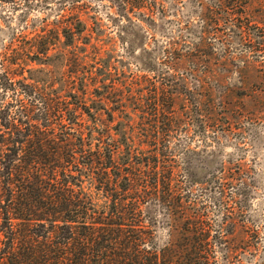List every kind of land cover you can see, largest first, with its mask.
<instances>
[{
    "label": "trees",
    "instance_id": "obj_1",
    "mask_svg": "<svg viewBox=\"0 0 264 264\" xmlns=\"http://www.w3.org/2000/svg\"><path fill=\"white\" fill-rule=\"evenodd\" d=\"M167 4L199 8L202 33L216 34L221 68L232 64V44L246 47L247 58L264 53V0ZM129 27L141 30L131 20L123 25L126 55L149 70ZM84 30L81 21L55 24L0 47V264H219V254L225 264L240 261L257 246L237 224L248 193L238 181L248 170L195 169L192 155L217 150H195L186 144L191 137L182 143L172 133L195 122L218 146L233 132L234 91L209 87L207 73L194 67L213 66L206 36L189 48L209 49L204 58L183 51L180 39L168 43L169 71H197L168 77L147 97L145 77L117 69ZM261 105L252 114L264 116Z\"/></svg>",
    "mask_w": 264,
    "mask_h": 264
},
{
    "label": "rangeland",
    "instance_id": "obj_2",
    "mask_svg": "<svg viewBox=\"0 0 264 264\" xmlns=\"http://www.w3.org/2000/svg\"><path fill=\"white\" fill-rule=\"evenodd\" d=\"M174 0H0V47L12 35L30 33L41 27L52 28L53 25H71L81 21L84 33L91 39H98L103 50L108 51L117 69L127 75L145 77L146 84L142 83L140 94L148 97L154 87H167V78L180 80L185 72L195 73L197 70L206 72L205 80L209 87L218 85L232 89L237 98L236 118L231 124L232 131L228 139L222 138L219 145L207 143L209 136L203 137L195 122L188 128L174 131L173 134L191 140L186 143L195 150H217L209 157L204 154L192 155V166L198 169H214L223 163L225 167H242L248 170L247 176L240 183L247 186L246 203L241 204L238 212V230L245 229L252 235L255 246L238 261L233 259L232 264H262L264 261V116L254 115L262 109L264 101V53H250L247 58L246 47L232 44L228 48L232 64L221 68L220 57L223 56L216 42V34L202 33L203 22L199 17V8L195 4L178 8L167 9V3L172 5ZM133 8V9H131ZM127 13H124V10ZM258 8H252V14L258 15ZM177 12V16L175 15ZM252 17V16H251ZM253 19V18H252ZM129 20L137 23V27L128 28V32L144 45L146 54L140 57L143 62L152 61L149 70L140 71L139 64H135L126 55L124 41L119 37L124 24ZM59 22V23H58ZM242 22H245L244 20ZM35 27V28H33ZM261 24L251 21L249 28L257 31ZM211 28V26H210ZM213 29V27H212ZM246 29V28H245ZM125 36V34H124ZM206 36V40L213 50H210L211 64L198 62L194 67L181 68L178 71L167 69L168 43L180 39L186 42L185 52L197 44L199 38ZM126 40V39H125ZM193 56L206 57L209 49L200 48L198 51H188ZM138 54H142L141 49ZM244 55V56H243ZM249 62V66L244 63ZM215 63V64H214ZM191 68V69H190ZM189 75V74H188ZM200 76V74H198ZM191 83L193 80L189 78ZM151 85L144 89L146 85ZM257 101V102H256ZM243 107V108H242ZM245 109L247 113L243 110ZM243 111V113H241ZM193 118L194 116L191 115ZM222 127H226L220 124ZM235 125V126H234ZM209 132V131H208ZM236 190L227 189L228 197L234 196ZM206 199V197H204ZM220 212L212 213V221L216 223ZM241 228V229H239ZM250 238V239H251ZM236 260V261H235ZM219 264H225L218 256Z\"/></svg>",
    "mask_w": 264,
    "mask_h": 264
}]
</instances>
